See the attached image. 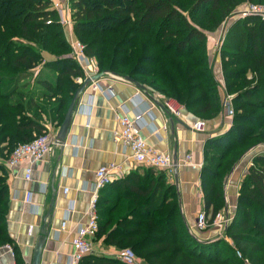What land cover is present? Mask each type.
I'll list each match as a JSON object with an SVG mask.
<instances>
[{
  "label": "trees",
  "instance_id": "1",
  "mask_svg": "<svg viewBox=\"0 0 264 264\" xmlns=\"http://www.w3.org/2000/svg\"><path fill=\"white\" fill-rule=\"evenodd\" d=\"M256 1L264 0H67L74 36L101 72L129 77L161 102L176 101L202 120L212 119L222 108L207 34L226 23L236 9ZM60 29L50 0H0V71L12 75H0L2 158L8 159L17 144L46 132L42 115L58 118L60 126L79 87L75 80L82 71L66 57L70 46ZM35 44L42 49H35ZM48 49L52 55L65 54L39 69L41 52ZM219 56L224 94L231 96L234 117L227 132L205 143L200 188L209 223L219 213L218 203L224 206L225 177L243 155L264 146V19L234 20L226 28ZM0 173L1 244L7 240V185L1 165ZM134 182V188L128 179L99 192L96 239L102 238L104 246L130 250L145 264H244L236 251L251 264H264L261 154L254 156L240 182L234 217L224 232L231 244L225 239L201 242L188 233L177 189L167 182L165 172L155 180ZM120 186L133 197L123 200L116 192ZM81 264L125 263L89 255Z\"/></svg>",
  "mask_w": 264,
  "mask_h": 264
},
{
  "label": "crops",
  "instance_id": "2",
  "mask_svg": "<svg viewBox=\"0 0 264 264\" xmlns=\"http://www.w3.org/2000/svg\"><path fill=\"white\" fill-rule=\"evenodd\" d=\"M58 1L64 3L66 0ZM220 34L221 31L207 34L206 47L212 73L219 82L222 101L225 96L224 79L220 56L214 50ZM98 83L101 89L110 90L112 96L109 98L100 92L90 94L89 90L83 93L65 144L55 146L33 166L30 182L24 181L22 167H9L8 159L0 157L7 185L4 226L7 240L0 244V264L32 263L35 244L50 206L52 211L49 214L50 222L47 224L40 264H67L73 252L72 240L76 231L87 222L86 212L93 191L95 171L100 166H120L122 176L112 183L129 179L133 188L135 179L140 183L157 178L160 171L135 164L130 151L114 142L113 134L117 130L118 118L123 113L122 108L131 119L142 116L140 133L150 148L170 154L176 160V180L173 173L167 182L177 189L179 212L188 233L201 242L216 240L219 233L216 227L211 226L203 232L197 231L195 227L197 214L204 210L200 188L201 168H192L186 158L190 156L192 164L202 165L206 141L227 132L232 121L225 116L222 108L217 116L209 120L199 119L183 110L179 119L173 118L163 110L161 100L155 99L147 90H140L134 84L111 75H105ZM197 123L202 125L195 130L193 128ZM43 125L55 137L56 123L49 121ZM263 150L252 151L241 159L223 181V213L230 220L234 216L240 182L247 174L254 156ZM122 186H127V183ZM122 186L120 191L116 189L117 194L121 193L123 200L124 197H133L129 192L125 193L126 189ZM65 189L68 190L66 194ZM27 192L32 193L31 204L25 203ZM63 222L66 224L61 229ZM93 245L94 256L114 257L117 252L114 247H105L102 238L95 237Z\"/></svg>",
  "mask_w": 264,
  "mask_h": 264
},
{
  "label": "built area",
  "instance_id": "3",
  "mask_svg": "<svg viewBox=\"0 0 264 264\" xmlns=\"http://www.w3.org/2000/svg\"><path fill=\"white\" fill-rule=\"evenodd\" d=\"M51 9L58 15L59 24L65 29L72 28V20L70 16V9L66 1L63 3L58 0H50ZM249 16H258L264 19V6H257L254 4H247L244 8L233 13L230 19H245ZM229 19V20H230ZM50 22H47L49 24ZM221 29V34L214 44V50L219 55L221 46L223 44L227 25H224ZM70 53L69 58L76 62L82 71V77H79L75 82L80 85L86 79H91L94 76L101 73L97 61L85 54V46L74 36H71L69 41ZM105 75H111L108 72H103L102 79ZM115 77V76H114ZM99 79V80H100ZM99 80L92 81L87 87L90 94L100 92L106 97H111L110 90H103L99 86ZM123 80V79H122ZM125 81V80H124ZM155 99L161 100L159 96L153 95ZM92 95H90V98ZM163 110L173 118L179 119L181 117L182 107L179 103L173 100L161 102ZM90 110V109H89ZM222 110L225 116L232 121L234 117V111L231 105V96H224L222 99ZM122 115L118 118L117 130L113 134V140L115 143H119L124 148L130 151V157L133 162L139 166H143L157 171L165 172L166 177L173 175V158L170 154L160 153L150 148L140 133V123L142 116L138 115L131 119L127 115V111L122 108ZM202 123L194 125L195 130L200 129ZM88 127V125H87ZM54 137L47 132H43L41 135L36 136L32 141L19 145L12 154L9 156L7 164L9 167L20 166L24 169V181L30 182L32 178L33 166L40 162L45 156H47L55 147ZM261 157L264 160V150L261 151ZM190 156H187L186 160L192 168H201L202 165H194L191 163ZM123 171L120 166L115 164L100 166L95 171V181L93 191L90 196L87 208V222L80 226L76 235L72 240L73 252L68 259L67 264H81L84 257L94 255L93 240L98 232V214H97V201L99 192L110 185L117 177L122 176ZM67 189L64 193H67ZM32 193L27 192L25 194V203L31 204ZM230 219L225 213L219 212L216 214L212 223H209L208 217L204 211L197 214L195 227L197 231L203 232L209 227L214 226L218 229L219 233L216 236V240L227 238L224 235L225 229L230 223ZM65 222L61 224V229H64ZM236 255L243 261L244 264H250L247 259L241 256V253L236 251ZM114 258L125 264H137L136 256L130 250L117 251Z\"/></svg>",
  "mask_w": 264,
  "mask_h": 264
},
{
  "label": "water",
  "instance_id": "4",
  "mask_svg": "<svg viewBox=\"0 0 264 264\" xmlns=\"http://www.w3.org/2000/svg\"><path fill=\"white\" fill-rule=\"evenodd\" d=\"M228 26L233 22L232 19L228 20ZM103 76V72H101L100 74L94 76L91 79H86L82 84L79 85V87L77 88V90L75 91L69 106L65 112L63 121L61 123V125L59 126L57 133L55 134L54 137V141H55V145L56 146H63L65 144V139L66 136L68 134V130L71 124V121L73 119V116L75 114V111L77 109L78 106V101L79 98L83 95V93L86 92L87 87L91 84L92 81H97L99 80L101 77ZM124 80L126 82H129L131 84H134L137 88H139L140 90H145L142 86H140L139 84H137L133 79L129 78V77H125ZM261 148H264V146H258L253 148L252 150H250L248 153H246L245 155L242 156L241 159H243L244 157H246L247 155H249L250 153H252V151H257ZM240 159V160H241ZM176 160H173V173L175 176V180H176V175H177V166H176ZM233 172V170L231 171V173ZM52 211V206H50V212ZM49 214L43 219V227L42 230L40 232V237L37 240L36 244H35V248H34V252H33V258H32V263L31 264H40L41 261V254H42V250H43V245L45 242V237H46V229H47V224L48 222H50V216ZM215 241V240H213Z\"/></svg>",
  "mask_w": 264,
  "mask_h": 264
},
{
  "label": "rangeland",
  "instance_id": "5",
  "mask_svg": "<svg viewBox=\"0 0 264 264\" xmlns=\"http://www.w3.org/2000/svg\"><path fill=\"white\" fill-rule=\"evenodd\" d=\"M66 3H68L67 2V0H66ZM254 5H257V6H264V1L261 3V4H259V2L258 1H256V3H253ZM245 5H247V4H244L243 6H241L240 8H238V9H236V11H238V10H240V9H242V8H244V6ZM186 7H187V5H185ZM236 11H234V12H236ZM233 12V13H234ZM232 20L234 21V18H232ZM236 20V19H235ZM224 23H225V21H224ZM224 23H222L218 28H217V30H215L213 33H217L218 31L220 32L221 31V29H223L222 27L224 26V25H228V21L224 24ZM220 29V30H219ZM61 31L60 32H63V35H64V37H65V39L67 40V42L69 43V41H70V37L71 36H74V33H73V29L71 28V29H65V28H63V29H60ZM71 31V32H70ZM209 34H212V33H209ZM94 36V35H93ZM74 38H76L75 36H74ZM76 40H78L77 38H76ZM79 41V40H78ZM35 49H42V48H39L38 47V45H36L35 44V47H34ZM50 50H51V52H50ZM52 53V49H48V51L47 50H45V51H43V52H41V60H40V62H39V64H38V67H39V69L40 68H42V66L44 65V63H46V62H49V61H52V60H55V59H57V58H59L58 57V54H63L64 52H59V51H53V53H54V55H52L51 54ZM65 54V53H64ZM67 54V53H66ZM217 54V53H216ZM218 55V54H217ZM69 55L67 54L66 55V57H68ZM209 57V56H208ZM108 73L109 74H112L113 76H115V77H117V78H120V79H123L124 80V78L126 77V76H123V75H117V74H114V73H111V72H109L108 71ZM0 75H3V76H12L10 73H7V72H3V71H0ZM151 96H153V94H151ZM154 97V96H153ZM57 101L59 100V99H56ZM41 101V100H40ZM54 102L55 101H53L52 102V104H54ZM52 104H46V103H44V105L43 106H48L49 108L52 106ZM41 120L43 121V123H45V124H47V123H49V121H52L53 123L55 122L56 123V125H55V128L58 130V128H59V125H58V118H56V117H50V118H46V117H44L43 115L41 116ZM47 133H49L48 131H46ZM23 144V143H22ZM19 145H21L20 143L19 144H17L16 146H15V148H17ZM14 149V148H13ZM15 150V149H14ZM13 150V151H14ZM12 149L9 151L10 153V155L12 154ZM9 155V156H10ZM6 156V155H5ZM1 174V173H0ZM2 175V174H1ZM1 177V176H0ZM218 208L220 209L219 210V212H221V213H223V205L221 204V203H218ZM234 217V216H233ZM208 220H209V216H208ZM232 220H233V218L231 219V222H232ZM230 222V223H231ZM229 223V224H230ZM228 224V225H229ZM227 238V237H226ZM228 241L227 242H229L230 244H231V241L229 240V239H227ZM105 247H107V246H105ZM117 251H121V250H118L117 249ZM241 253V252H240ZM244 254L245 255H247L248 254V252L247 251H244ZM142 257H139L138 255H136V260H137V264H145L144 262H143V260L141 259ZM250 263V262H249ZM251 264V263H250Z\"/></svg>",
  "mask_w": 264,
  "mask_h": 264
}]
</instances>
